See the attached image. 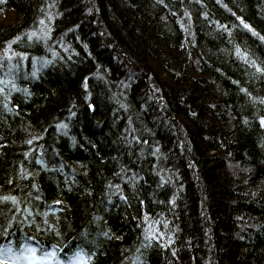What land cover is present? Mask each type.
I'll use <instances>...</instances> for the list:
<instances>
[{
  "label": "trees",
  "instance_id": "trees-1",
  "mask_svg": "<svg viewBox=\"0 0 264 264\" xmlns=\"http://www.w3.org/2000/svg\"><path fill=\"white\" fill-rule=\"evenodd\" d=\"M6 13L0 245L34 236L59 264H264V0Z\"/></svg>",
  "mask_w": 264,
  "mask_h": 264
},
{
  "label": "snow or ice",
  "instance_id": "snow-or-ice-1",
  "mask_svg": "<svg viewBox=\"0 0 264 264\" xmlns=\"http://www.w3.org/2000/svg\"><path fill=\"white\" fill-rule=\"evenodd\" d=\"M43 23V21H41ZM245 28L249 26L247 24L244 25ZM35 33H32V36H35ZM19 39V38H17ZM12 43H15L13 41ZM10 47V45H9ZM264 123V121H262ZM5 200L11 199L12 202L15 204L16 198L15 197H5ZM31 215V213H28ZM47 223V221H45ZM11 227V224L8 225ZM41 231L40 227L37 225V233ZM8 234L7 229H3L0 231V235ZM14 235V233H12ZM35 239L34 236H27L24 238L23 243H18L16 249H13L11 242L7 245H0V264H59L57 257H58V250L55 245L52 246V249L49 250L48 248L42 246L39 241L35 244L31 243ZM76 258L78 264L82 261V254L81 252L76 253ZM86 264V262H83Z\"/></svg>",
  "mask_w": 264,
  "mask_h": 264
},
{
  "label": "rangeland",
  "instance_id": "rangeland-1",
  "mask_svg": "<svg viewBox=\"0 0 264 264\" xmlns=\"http://www.w3.org/2000/svg\"><path fill=\"white\" fill-rule=\"evenodd\" d=\"M11 13H6V14H3V15H0V22H7L10 18H11ZM143 76L144 78H148V74L147 73H143ZM7 264V262H6Z\"/></svg>",
  "mask_w": 264,
  "mask_h": 264
}]
</instances>
